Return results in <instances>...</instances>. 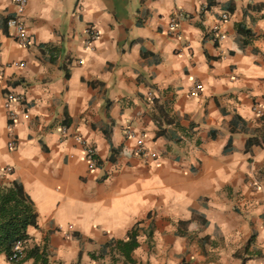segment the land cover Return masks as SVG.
<instances>
[{"label": "crops", "instance_id": "obj_1", "mask_svg": "<svg viewBox=\"0 0 264 264\" xmlns=\"http://www.w3.org/2000/svg\"><path fill=\"white\" fill-rule=\"evenodd\" d=\"M13 14L0 0V186L17 181L34 208L24 250L47 264H264V0H28L29 47ZM135 228L132 262L91 259Z\"/></svg>", "mask_w": 264, "mask_h": 264}, {"label": "trees", "instance_id": "obj_2", "mask_svg": "<svg viewBox=\"0 0 264 264\" xmlns=\"http://www.w3.org/2000/svg\"><path fill=\"white\" fill-rule=\"evenodd\" d=\"M34 217V208L20 183L13 181L8 185L0 186V253H4L9 259L13 244L27 238L26 230L33 223ZM136 236L137 228L128 233L126 240H111L100 249L98 254H91L90 257L92 260H97L110 252L112 257L117 254L125 261L132 262L131 252L138 246ZM24 251L25 257L34 258L40 264H47L44 250L33 248Z\"/></svg>", "mask_w": 264, "mask_h": 264}, {"label": "built area", "instance_id": "obj_3", "mask_svg": "<svg viewBox=\"0 0 264 264\" xmlns=\"http://www.w3.org/2000/svg\"><path fill=\"white\" fill-rule=\"evenodd\" d=\"M12 4L14 6V14L13 16H11L10 18L7 19L6 21V26L8 29H11L13 31V39L22 47H29L30 45H32L33 40L32 38L29 36V34L27 33V30L25 28L24 23L22 22V17L24 15L25 12V7L27 5V1L28 0H11ZM179 14L174 15L173 17H171L170 21H169V28L173 29L176 27L177 24V19L179 18ZM86 35H87V44L92 43L93 41H95L98 36H99V32L98 30L93 27V26H88L86 28ZM80 63V61H79ZM17 66H21L23 67L24 64L23 63H19L16 64ZM203 89L202 84L199 82V80L195 79L193 80V88L190 90V93L192 94H196L197 92L201 91ZM6 100L8 102H13L16 104H21L23 105V98L21 95L18 94H14V93H9L5 96ZM23 107L25 108V111L23 113V115L27 118L28 114L26 111V106L23 105ZM9 117L12 121L15 120V113L14 112H10L9 113ZM125 135L127 137H132L134 138L136 135L135 133L131 130V129H126L125 131ZM136 145H137V152L139 155L142 156H152L154 157L155 154L154 153H149V151H147V149H145L143 141L141 138H138L136 140ZM8 147L12 148L13 147V142H9L8 143ZM84 153L86 155L87 158V162H88V167L90 169H93L96 167V160H95V150L94 147L92 145H87L84 144ZM11 169L10 168H5V172H10ZM12 254L9 257V262L13 263V262H19L21 261L24 256H25V251H24V247H23V243L22 241H17L13 244L12 246Z\"/></svg>", "mask_w": 264, "mask_h": 264}]
</instances>
